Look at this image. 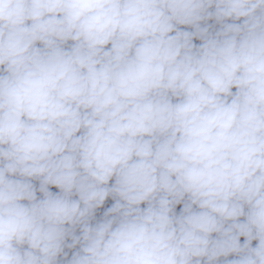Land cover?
I'll return each mask as SVG.
<instances>
[{"label": "clouds", "instance_id": "clouds-1", "mask_svg": "<svg viewBox=\"0 0 264 264\" xmlns=\"http://www.w3.org/2000/svg\"><path fill=\"white\" fill-rule=\"evenodd\" d=\"M0 264H264V0H0Z\"/></svg>", "mask_w": 264, "mask_h": 264}]
</instances>
